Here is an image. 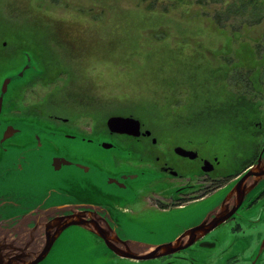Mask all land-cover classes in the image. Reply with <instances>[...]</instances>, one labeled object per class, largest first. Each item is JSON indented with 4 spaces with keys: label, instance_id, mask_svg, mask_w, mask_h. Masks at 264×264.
Returning <instances> with one entry per match:
<instances>
[{
    "label": "rangeland",
    "instance_id": "obj_1",
    "mask_svg": "<svg viewBox=\"0 0 264 264\" xmlns=\"http://www.w3.org/2000/svg\"><path fill=\"white\" fill-rule=\"evenodd\" d=\"M255 3L0 0V40L8 42V50L20 44L31 49H26L27 60L13 56L20 65L12 64L9 73L32 62L14 86L22 91L32 84V76L44 72V86L31 87L24 100L27 105H39L49 117L67 119L77 131L98 127L100 134L113 115L135 117L144 134L151 135L143 143L151 146L154 157L160 149L168 156L175 147L196 148L218 160L216 170L234 173L264 145V6ZM163 44L173 60L167 68L173 80L157 91L139 73L147 60L146 68L158 75L155 49ZM103 50L113 59L125 51L134 55L130 60L116 59L127 61L120 65L109 62ZM72 177L80 178L77 173ZM38 180L45 183L47 176ZM223 192L195 204L194 213L203 214ZM71 197L83 201L95 195L76 192ZM7 207L0 203V214H6ZM90 235L74 229L65 242L74 246V255L103 250ZM228 236L227 232L222 237L224 244ZM52 261L64 264L55 256Z\"/></svg>",
    "mask_w": 264,
    "mask_h": 264
},
{
    "label": "water",
    "instance_id": "obj_2",
    "mask_svg": "<svg viewBox=\"0 0 264 264\" xmlns=\"http://www.w3.org/2000/svg\"><path fill=\"white\" fill-rule=\"evenodd\" d=\"M31 63L23 66L21 76ZM9 81L7 78L2 84L0 112ZM7 121L9 124L0 133V203L8 206L7 213L0 214V264H57L52 261L54 256L64 264H85L84 259L95 264L104 250L93 251L92 260L88 255H74V246L65 242L74 229L97 235L104 240V248L127 259L172 254L226 221L264 184L263 147L256 163L197 218L193 210L179 221L164 218L159 223L139 218L129 223H136V230L125 231L129 224L123 230L113 229L124 215L111 210L112 201L122 192L134 195L132 186L147 183L152 171L114 167V152L124 158L131 157L132 152L106 135H84L38 117ZM106 124L112 133L142 135L141 122L135 117L113 115ZM176 153L190 158L197 155L182 147ZM105 159L109 160V168L101 164ZM74 173L80 178L74 180ZM40 176H47L45 183L38 180ZM76 192L95 197L76 201L71 197ZM231 198L236 199L232 210L226 205Z\"/></svg>",
    "mask_w": 264,
    "mask_h": 264
},
{
    "label": "flooded vegetation",
    "instance_id": "obj_3",
    "mask_svg": "<svg viewBox=\"0 0 264 264\" xmlns=\"http://www.w3.org/2000/svg\"><path fill=\"white\" fill-rule=\"evenodd\" d=\"M7 47L8 42L4 39L0 40V60L2 57H6L8 60L5 63L0 62L1 92L3 82L5 79L10 78L7 91L3 95V108L0 112V133L2 127L5 128L9 124L7 120L25 117H38L40 120L58 128L67 127L77 131L74 126L67 125L69 123L67 119L60 116L56 118L49 117L39 105L29 106L24 102L25 96L27 97L32 86L41 83L44 86V72L41 74L36 71L38 74L32 76V84L28 82L30 85H27L21 91L19 86H14V83L23 79L25 71L21 76L22 71L20 72V70L24 65L20 69L18 67L13 69H18L13 73H9V71H11L12 64L20 65L19 58L25 59L26 56L25 60H27L26 49H31L25 44L14 46L11 50H8ZM13 56L18 57V59H13ZM35 57L38 58V55L35 54ZM23 83L27 84V82ZM15 87L19 88L17 93L13 91ZM77 132L88 136H100L98 127L90 132L78 128ZM141 133L142 135L139 137H133L125 133H112L108 126L101 133V135L110 137L118 145L130 149L132 152L131 157L125 158L114 152L111 155L115 164L114 167L128 166L134 170L150 169L152 171L150 174L152 179L147 183L138 187L131 185L135 192L134 195L127 193L118 196L116 201L111 200L113 202V209L111 210L119 211L124 215L117 224L115 223L113 229L123 230L129 223H134L133 219L139 218L159 223L165 221L164 218L179 221L182 215L196 208L194 207L195 204L211 199L215 194L220 193V191L225 192L229 186L234 185L256 163V159L264 147L263 145L261 151L256 153L251 161H246L241 169H236L234 173H225L216 170V164H219L216 158L209 159L196 148L190 149V151L197 153L194 158L176 153V149L180 146L173 148L172 152L169 151L170 155L168 156H166L164 149H160V152L155 153L154 157L151 146L143 143L151 135H145L142 128ZM185 150L189 151V149ZM108 161V159L102 161V166L109 168ZM181 161L189 164L184 165ZM221 175L224 177H221ZM228 195L229 193L225 195L224 202ZM235 200V198H231L226 204L230 206V210L236 206ZM211 213L212 211L208 214ZM195 216L197 218L198 214L195 213ZM151 228L157 229L152 226ZM136 229V223L132 226L129 224V228L125 231ZM223 232L224 235H222ZM227 232L229 236L227 244H224L223 238H225ZM91 238L92 242L96 241L97 247H103L104 250V253L96 259L95 264L97 262L99 264H264V184L252 192V195L248 196L237 211L231 214L226 221L199 237L192 244L172 254H165L152 259H127L104 248V240L97 235H92ZM87 257L92 260L94 256L88 255Z\"/></svg>",
    "mask_w": 264,
    "mask_h": 264
},
{
    "label": "trees",
    "instance_id": "obj_4",
    "mask_svg": "<svg viewBox=\"0 0 264 264\" xmlns=\"http://www.w3.org/2000/svg\"><path fill=\"white\" fill-rule=\"evenodd\" d=\"M250 1L253 2V3H255L256 0H250ZM258 3H259V6L261 4L264 6V0H258ZM260 20L261 19H259L258 22ZM128 36L129 35L127 33V35H126L125 38H127V39L130 40L131 39V36H129V37ZM65 37H67V35ZM74 38H77L76 39L77 42L79 41V38L77 36L74 37ZM64 40H65V38L63 37V42H64ZM123 42H126L125 39L123 40ZM136 45H137V43H136ZM163 45H164L163 48L155 49L156 50V57H155V59L159 62L160 67H161V69L158 72V75H155V72H156L155 70L149 69L148 67L146 68V64L148 63L147 60L144 62L143 67L140 69V73H139L140 74V78L147 80V82L150 84V86H153L152 88L151 87H149V88L150 89L157 90V91H159L160 89H162V88H160V86L162 84H164L166 82H169L170 83L171 80H173V77H171V75H170V71L167 70L168 65L170 63H172L173 60H171V55H169L168 53H164L165 52L164 49L167 48V47L165 46V44H163ZM68 47H69L68 45H67V47L64 46V45H62L61 48H64V49L67 48L70 51V49ZM262 50H264V47L262 48ZM103 51H104L103 54H105V57L107 58L108 54H106L105 50H103ZM131 55H134V53L133 52L130 53L128 51L127 52L125 51L124 53L119 54V57L117 55V58H115V59H113V57L107 58V59H108L109 62L110 61L111 62L118 61V64L121 65V64H124V62H127V61H121V60H116V59L122 58V59L130 60L131 59ZM148 56H151L152 57V54H149ZM144 83L146 84V82H144ZM139 84H142V83H139ZM146 85L149 86L148 84H146Z\"/></svg>",
    "mask_w": 264,
    "mask_h": 264
}]
</instances>
